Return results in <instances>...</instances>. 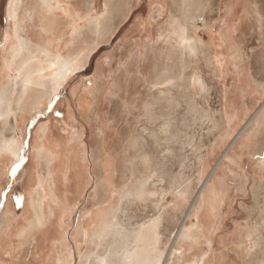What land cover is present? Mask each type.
I'll return each instance as SVG.
<instances>
[{
    "label": "rangeland",
    "instance_id": "374dc122",
    "mask_svg": "<svg viewBox=\"0 0 264 264\" xmlns=\"http://www.w3.org/2000/svg\"><path fill=\"white\" fill-rule=\"evenodd\" d=\"M73 1L78 6L77 11L80 13L81 18L88 17L86 7L90 1H92L94 8V11L92 10L89 13L91 17L102 18L107 9L113 10L115 18L109 29V36L94 46L88 45V42H86L87 45L84 44L85 38L82 39L80 49L84 59L86 58V62L81 69L77 70L61 86L60 91L47 104H34L33 116L24 123L23 131L18 132L20 140L22 139L23 141V154L26 153V155L16 171L0 181V214L5 207V200L6 205L10 193L13 191V213L17 219L23 215L26 200L24 184L30 185L32 183L29 182L32 173L30 164L31 149L36 144H39V140L43 139L46 144L53 141L55 144L60 143L61 149L60 163L57 169L56 184L58 188L56 197L58 200L63 201L67 207V212L62 215L60 221L63 224V217L67 215L65 226L69 233L77 228L90 233V228L98 225L97 212L109 204H112L111 207L115 208L117 206L116 203L120 201L121 207L119 214H117V220L123 228L122 232L132 231L137 225L143 224L144 221L156 217L158 213L163 211V227L161 226L160 228L161 247L167 253L172 248L176 232L194 223L192 205L202 190L204 180L210 174L215 178L216 174L213 171L215 170L216 161L218 160V166L221 165L218 162L223 161V157L233 141L229 142V145L228 143L224 145V141L231 138V133L224 131L225 126L223 115L221 114L224 102L222 91L224 88H231L232 86V79L230 78H233V74L231 77L233 64H231L232 62L229 63V77L226 76L223 80L220 76L227 73L226 69L224 73H220L216 68V65L218 66L222 63V60L217 58L215 61L211 60L215 66H210L208 61L207 63H201L199 71L201 72L205 90L200 94L192 84L194 72L189 67L188 59L183 61V67L178 65V60H175L173 64L177 67L173 72L170 69L171 74L167 76L174 84L173 89L169 90L171 95L168 96V91L164 90V87L159 88L160 90L153 89L149 91L147 88L149 85L146 84V81L153 78L154 71L165 67L169 60L170 65L173 66L172 59H165V56L170 53L173 45L177 42L175 40L173 41L175 43L169 42L167 40L168 35H166L167 31H163L161 32L163 38L160 40L163 41V49H165L163 52L156 50L161 48L159 47L161 41L157 43V37L155 40L150 38H154L158 31L166 26L167 22H164L162 17L156 18L155 10L159 5L165 6L167 12H171L172 16L175 15L176 18H179L178 20L182 23L183 26H181L187 34H193V29L190 28V17H198L197 13L199 18L207 25H211V23L214 25L215 23L210 31L203 28L196 30L197 42L203 46V59L216 57L219 49H221L222 54L229 58L231 53H249L254 50L255 39L250 33L253 32L254 23L258 24L256 15L264 22V0H240L241 8L244 7L248 10L250 9L248 7L253 5L257 6L260 12L256 9L254 10L256 7H252L249 10V15L241 13L240 16L242 18H235L232 14L233 12L226 14L228 19L226 18L225 23L228 24L229 22L232 25L233 21L237 23L239 20L240 29L234 32H240L241 35L245 36L244 46L242 49L235 50L237 52H234L229 47L232 44H226L228 51L225 50L226 48H221V45L219 46V43L213 37L215 35L218 40V33L221 27L220 30H217L216 26L218 22L222 23L224 19L223 8L229 5L231 0H135V2L128 1L129 5L126 4L125 8L116 4L117 0H112V2H108V0ZM7 4L8 0H0V42H3L7 25L5 16ZM178 6L183 7L186 13H178ZM237 7L239 5L236 6V0H232L227 10L232 11ZM252 11L253 13H251ZM200 22L198 21V23ZM225 32H227L226 27L222 31L223 38ZM258 32L262 31L257 29ZM188 36L191 37L189 34ZM210 37H212L211 42H208ZM89 38L90 36L86 40H89ZM147 40L150 41L149 44ZM224 43L226 42L224 41ZM127 44H130L132 48L131 55L128 58L132 54L134 55V46L136 48L137 53L134 59L140 57L138 67L142 71L140 77H142L144 82H134L136 84L128 88L126 91L128 93L124 92L123 88H120L122 79H125L122 62L123 59L124 61L127 60V57L122 58V53L123 49H126ZM168 46L169 49H166ZM144 49L145 53L143 52ZM176 52L177 56H174V58L180 59V55H183L182 52L180 50ZM151 56H153V60H150ZM135 66H137V63ZM132 69H134V72H129L130 77L138 73L135 67ZM97 75L102 77L97 81L99 85L95 82ZM256 75L251 79L256 78ZM99 80H104L105 84L102 85ZM240 81L242 82V80ZM249 81L246 79L247 83L244 87L245 91L248 92L243 97L245 103L248 105L254 103L258 107L263 106L264 95L259 100L258 97L260 95L249 93L254 89L255 85ZM121 93L124 95L123 98H119ZM224 93V103L227 104L229 99L234 102L235 96L232 91L227 92L224 90ZM82 103L86 104L83 106H87L91 110L90 116H86L87 110L82 108ZM145 105L152 108V113L158 118L154 122L155 124L146 123L145 118L142 117ZM68 110L71 112L70 120L65 115V111ZM43 123L48 124L49 127L48 134L44 138L38 130V127ZM127 123L131 125V128H126ZM1 125L3 127L0 132L4 137H6L4 135L6 131L15 135L17 130L14 131L11 127L12 125ZM138 126L146 128L147 131L155 132L157 145L154 144L152 139L148 138L145 142L144 150L128 151L126 150L127 138L133 130L137 131ZM75 132L79 135L78 143L82 144L86 152L87 162L83 166L81 162H74L76 165L80 163L78 166H74V163L72 165L68 161V155L71 152L69 147L73 145L71 140ZM230 132L232 131L230 130ZM224 136H228V138L226 139ZM14 137L17 138V135ZM217 137L218 139L215 140ZM216 142L217 146L214 150H211L212 144ZM210 151H212L211 156L214 155L208 168L211 173H206L207 164L204 175L200 177L198 173V158L204 155L207 156ZM135 152H138L137 155H135ZM141 152H145L144 154L150 156L153 163L152 168L155 171L152 178L153 181L147 186L149 196L143 202H139L135 198L123 200L120 193L122 194L129 188L134 187L136 185L135 181L141 176L147 175L148 171L143 170L139 166L136 168L138 171L134 173L132 169H129V172L122 171V174L120 171L115 172L114 157L120 156L132 159V157H137ZM105 160L107 162L106 172L103 167ZM240 166L242 170L247 172V178H236L237 175L235 173L232 172L233 175H231L230 172L225 171L222 172L223 178L220 179L219 183L224 189V182H228L225 185L231 190L232 199L226 204L229 206L224 208V212L219 211L216 213L219 219L217 220L219 230L217 231L218 238L214 250L221 249L219 255L222 254L221 256H223L217 255L215 257L217 264H234L232 259L237 257L239 252L241 258L238 256V259H242L241 250L238 248L239 244H242L241 242L245 240L242 234L247 231L252 234L255 229H257V233L253 234L252 237L258 242V246L253 254L250 255V260L261 264L260 262L264 257V189L261 190V186L257 184L254 187L251 180H249L250 176L253 177L254 175L250 173L248 165L242 166L241 163ZM104 178H109L110 185L107 193L104 192L103 194L99 184ZM176 183L186 186L187 197L185 196L186 200L184 202L180 201L172 192V187ZM15 197L16 205L14 204ZM17 199H19L18 204ZM233 237L234 239H231ZM209 239H211V235ZM211 240L209 241L211 242ZM203 241L208 249L212 246V243L208 241V237ZM12 245L13 242L8 241L7 245L0 246V251L3 250L2 252H4L6 247L9 249V246L11 247ZM17 251L21 256H29L30 252L28 249L26 255L25 247ZM222 252H226L225 255ZM248 258L249 256L244 257L246 260ZM243 263L246 264L245 260Z\"/></svg>",
    "mask_w": 264,
    "mask_h": 264
},
{
    "label": "bare ground",
    "instance_id": "6f19581e",
    "mask_svg": "<svg viewBox=\"0 0 264 264\" xmlns=\"http://www.w3.org/2000/svg\"><path fill=\"white\" fill-rule=\"evenodd\" d=\"M128 1L134 2V0H117L116 4L125 8ZM108 2H112V0H108ZM77 8L78 6L73 0H8L5 15L7 25L4 39L0 46V63L2 64L0 66V122L6 123L12 119L13 124L11 127L14 131L17 130V127L20 128L25 116L31 113L34 104H47L60 91L61 86L77 70L81 69L82 65L86 62V58L84 59V55H82L80 49L81 40L85 38L84 44L87 45L86 42H88V45L94 46L109 36V29L115 18L113 10L107 9L102 18L91 17L89 13L94 8L92 1H90L86 7L88 17L81 18ZM243 9L246 10L244 7ZM156 12L159 16L161 10L157 9ZM247 14L249 15V13ZM197 16H192V22L197 28H201L202 26L204 29H207L206 23L199 18L198 13ZM240 17L242 18V16ZM256 19L258 20V26L261 27L262 19H259L258 15H256ZM198 21L201 22L198 23ZM232 29V27L230 29V26L226 24L227 32H225L224 36L226 44H235L233 37L234 29ZM166 35H168L167 40L169 42H173L174 40L177 42L176 46L173 45V49L165 56V59H172L171 54L174 55L176 51L180 50L183 55H180V59L175 60H178V65L183 67V61L188 59L187 61L190 63L189 67L194 72H192V84L196 87L197 92L201 94L205 90V86L199 67L201 63H207V60L203 59V46L197 42L196 30L189 37L181 24H177V22L172 20ZM88 36L90 38L86 40ZM161 38H163V34L160 32L157 35L156 42L159 43ZM149 42L147 40L148 44ZM166 49H169V46ZM139 58H137L138 61L136 59L135 61H127L128 58L124 61L123 59L122 67L125 79H122L120 88H123L124 92L128 90L131 84L134 85L135 81L139 82L137 78L139 79L142 72L138 67L140 64ZM136 63L137 66H135ZM209 65L215 66L213 62H210ZM225 65V63L216 65L218 72L224 73ZM134 67L138 70V73L130 77L129 70ZM176 67L174 64L173 66L170 65L169 60L165 67L154 71L153 78L146 81V84L149 85L147 87L148 90H160L164 87V90H167L169 94V90L173 89L174 84L167 76ZM120 72L122 73V71ZM98 75L95 78L96 84L98 83V79L102 78ZM100 82H102V85L105 84L104 80ZM160 93L162 92L160 91ZM123 97L122 93L119 94V98ZM234 98L238 99L239 95H235ZM83 105L86 104L82 103V108L87 110V112L85 111L86 116H90L91 110ZM151 110L152 108L145 105L142 112V117L145 118V122L148 124L154 123L158 119ZM65 115L66 118L71 119V112L69 110L65 111ZM222 115L224 121L229 124L226 126H230L234 122V127L229 129L234 132L238 125H235L237 115H235L233 100L229 99ZM130 126L127 123L126 128H131ZM38 130L43 138L46 137L49 131L48 124H41ZM148 138L152 139L154 144L157 145L156 133L138 126L137 131L133 130L127 138L126 150H144V145ZM224 138L227 139L228 136H224ZM71 141H73V145L69 147L71 148V152L68 155V161L72 165L74 162H81L83 166L87 162L86 152L82 144L78 143L79 135L76 132L73 134ZM234 142L235 138L228 150L232 149ZM59 144H55L53 141L46 144L42 139L39 140V144H36L31 149L30 164L32 173L29 182L32 183L30 185L24 184L26 200L23 215L17 219L13 213V191L10 193L7 204L0 214V246L7 245V242L10 240L13 241V246L8 251L4 253H1L2 250L0 251V264H22V261L15 255L16 249L22 246H31L34 264H74V254L71 255L68 251L65 230L60 221L62 215L67 212V207L63 201L58 200L56 197L58 188L56 184L57 169L61 156ZM216 146L217 142L212 144L211 150H214ZM21 149L22 142L19 141L18 137L15 138L13 135L6 138L0 132V181L4 180L8 175L9 166L20 159ZM228 150L223 157V160L225 159L223 162L227 163L222 166L223 168L234 164L235 161H233L232 155L227 156ZM135 153L137 155L138 152ZM144 153L141 152L137 157H132V159L120 156L114 157L115 172L120 171L122 174L124 171L129 172L132 169L134 173L138 171L136 168L139 166L143 170L148 171L147 175L141 176L135 181L136 185L134 187L129 188L122 194L120 193L123 200L135 198V200L143 202L149 196L147 186L153 181L152 178L155 171L152 168L153 163L150 156ZM197 162L198 173L202 177L208 164V158L206 155L200 156ZM220 163L222 162L219 161L218 164ZM106 166L107 162L105 160L104 170ZM231 170L229 172L233 175ZM109 185V178H104L100 181L99 187L103 190V194L104 192L107 193ZM172 192L180 201L184 202L186 200V186L176 183L172 187ZM230 193V189H223L222 185H217L216 178L210 174L204 180L202 190L192 205L194 223L176 232L172 248L167 253L161 247L160 228L164 220L163 211L158 213L156 217L144 221L141 225H137L132 231L122 232L123 228L117 220V214H119L121 207L120 201L116 203L117 206L115 205V208L111 207L112 204L106 205L97 212L99 218L97 220L98 225L90 228L92 230L90 235L83 237L86 249L85 253L79 256L77 264H202L201 260L199 262L195 260L194 257L196 256H192L191 252L195 250L194 247L202 244L201 240L207 237L208 241L212 239L211 242L209 241L212 243V246L204 254V257H206V263L204 264H217L215 257L219 255L221 249L217 252L218 254H215L214 248L216 247L217 231L219 230L217 221L219 219L216 213L219 211L224 212V208L229 206L226 204L232 199V194ZM256 230L252 234H250V231L242 234L245 240L238 247L242 255V259L240 260L249 256L248 260L244 259L246 264H259L250 260V255L253 254L258 246V242L252 237L253 234L257 233ZM48 233L53 234V238L48 237ZM210 235L211 239H209ZM239 236L241 235L239 234ZM231 239H234V237ZM225 253L223 254L225 255ZM239 253H237L238 256ZM221 255L219 256L223 257ZM244 260L242 264H244ZM232 261L234 263V257ZM260 263L264 264V257Z\"/></svg>",
    "mask_w": 264,
    "mask_h": 264
},
{
    "label": "crops",
    "instance_id": "0c3cea01",
    "mask_svg": "<svg viewBox=\"0 0 264 264\" xmlns=\"http://www.w3.org/2000/svg\"><path fill=\"white\" fill-rule=\"evenodd\" d=\"M134 2H135V0H134ZM231 3H232V0L230 1L229 5L225 6V8H223L224 19H223L222 23L221 24H220V22L217 23V26H216L217 28L216 29L220 30V27H221V30L218 33V40L215 37V35H213V37L216 39L217 43H219V46L221 45V48H226L225 50H227V51H228V46H226V43H224L225 38L222 37V31H224L225 27H226L225 20H226V18L228 19L226 14H230V13L233 12L232 14L236 18V17H240L241 13H249V10L252 7H256V8H254V10L256 9L257 11H259L258 7L257 6H253V5L248 7V8H250L249 10H244L243 8H241L242 5L240 3V0H236V6L239 5V7L234 8L232 11L227 10V8H229ZM158 8L161 10V13H160L159 16L157 15V12H156ZM178 8H179L178 9V11H179L178 13H181V14H183V13L185 14L186 13L185 9L183 10V7L181 8V7L178 6ZM251 13H253V11ZM166 15H168V16H166ZM155 16H156V18L157 17L158 18L162 17V19H164V22H167V23H166V26L162 30L158 31V33L156 34V36L154 38H150V39H154L155 40L157 35L160 32H163V31L166 32L167 29L170 27V24L172 23V20L177 22V24H181L182 25V23L178 20L179 18L178 17L176 18L175 15L172 16L171 12H167V10L165 9V6H163V5L157 6V8L155 10ZM206 19H207V17H206ZM207 21L209 22L208 19H207ZM191 24H192V26H190L191 29H193V26H194L193 31L198 29L197 26L192 22V17H190V25ZM230 24L231 23L228 22V25L230 27H232L234 29V31H236L237 29H240V23L239 22L236 23V21H233V24L232 25H230ZM214 25H215V23H214ZM214 25H212V23H211V25H207L208 29H206V30L210 31V29ZM195 26H196V28H195ZM201 28H203V27L201 26ZM185 29H186V27H185ZM252 29H253V32L250 33V34L253 37V39H255V42H254L255 43V48H254L253 51H250L249 53L248 52L247 53L246 52H244V53H231L230 57L227 58V56L225 54L221 53L222 52L221 49H219L218 55H216V57H214V58H209L208 57L206 59L208 62H212V61H215V60L218 59V60H222L221 62L226 64L225 65V69H226L227 73L223 74L222 76H220L221 79L223 78V80H224V78L226 76L229 77V73H228L229 72V68H228L229 67V63H231V62H232L231 64L237 63L235 65L234 64L232 65L233 69L231 71V77H232V74H233V78H230V79H232V86H231V88H224L222 93H223V97H224V102H225L224 90L227 91V92H231L232 91L234 96L235 95H239L238 99L234 98L235 99L234 100L235 115H237V121H235L236 122L235 125H238V126H236V129H235V131L233 133L230 132L229 129H232L234 127V124H233L234 122L231 123L230 126H226V125H229V124H227V122L224 121V117L222 116L223 117V121H224V126H225L224 127V129H225L224 131L226 133H231V138L228 139L227 141H224V145L226 143H228V145H229V142H231L235 138V142H234V146L235 147L233 146L234 148L232 147V149L229 150L228 153H227V156H230V155L233 156V161L235 160L234 164L227 165L226 167L223 168L221 166H223L224 164H227V163L223 162V161H225V159L222 161L221 165H219V166L217 165V161H218L217 160L216 164H215V167H214L215 170L213 172H214V174H216L215 178H216V183L218 185L220 183V179L223 178L222 172H225L226 170H227V172H229L232 169L231 171L233 173H235V175H237L236 178H240V177L247 178V176H246L247 172L245 170H242L240 165H241V163H242V166L243 165L244 166L248 165L249 168H250V173L254 175L253 177L250 176L249 180H251V182L253 183L254 187H256V184H257V185L261 186V190H263L264 189V159H262L261 157L264 156V105L261 106V107L260 106L258 107V105L256 106L254 103H251V105H248V104L245 103L243 97L245 96L246 93H248L244 89V87L246 86V83H247L246 79L250 80L249 82H251V84L252 83L255 84L254 85V89L252 91H250L249 93L260 95L258 97L259 100L262 97V95H264V48H263V46H264V22H262L261 27H259L258 24L255 22L254 23V27ZM257 29L259 31H262V33L261 32L257 33ZM188 34L190 36L192 35L190 33H188ZM233 37H234V40H235L234 41L235 44L229 45V47L231 49H233L234 52H237L235 50H237L239 48L242 49V47L244 46L245 36L241 35L240 32L239 33L233 32ZM211 38L212 37H210L208 39V42H211ZM1 42H0V44H1ZM126 43H128V42H126ZM163 46H164V43H163V41H161L159 43V47H161V48H157L156 50L159 51V52H163V50L165 49V48L163 49ZM236 46H237V48H236ZM131 52H132L131 45L127 44L126 49H123V53H122L123 57L122 58H125V57L128 58V56L131 55ZM143 52L145 53V49L143 50ZM133 53H134V55L132 54V56L130 58H128L127 61H135L134 58H135V55L137 53L135 46H134V52ZM174 56H177V52L174 55L171 54L172 63H173V61L175 63ZM176 59H177V57H176ZM150 60H153V56H151ZM136 61H138V60L136 59ZM141 61H142V59H141ZM241 63H243V64L241 65ZM247 65H248V67H247ZM239 66H240V68H239ZM129 71L130 72L131 71L134 72V69H130ZM248 72H249V74H248ZM255 75H256V78L251 79ZM140 78L142 80V83H144L142 77H139V79L137 78V81L141 82ZM240 80H242V82ZM131 85H130V87H132ZM224 102H223V107L221 109V114H222V110L226 108V103H224ZM33 114H34V111H33V108H32L31 113L29 115L25 116V119H24L22 125H20V128L17 127V131L15 132V135H17L19 141L22 142L21 156L23 155V149L24 148H23V141H22V139L20 140L18 132L23 130L21 128L24 126V123L26 121H28V118H31L33 116ZM1 124H3V125H12L13 124L12 123V119L8 120L6 123L0 122V129H2V127H3ZM4 135L7 138H9V137H11L13 135V133L6 131ZM237 136H238V138H236ZM217 139H218V137L215 140H217ZM247 148H249V149H247ZM224 153H225V151H224ZM224 153H223V155H224ZM223 155H222V157H223ZM21 156H20V159L18 161H15L11 165V167H10V169L8 171V175H11L12 173H14L16 171V169H17L16 165L20 164V162L22 161L21 160ZM207 158H208V166H207V172L206 173L209 174V173H211L210 170L208 171V168L210 166L209 163L212 162V160L214 158V155L211 156V153H210V154L207 155ZM237 163L238 164L240 163V164L238 165ZM14 168H15V171H13ZM233 170H235V171H233ZM225 183H228V182H224V188L228 189V187H227V185H225ZM5 203H6V200H5ZM5 203H4V206H5ZM14 204L16 205V197H15ZM66 216L63 217V225H62L64 230H65L64 232H65V237H66V241H67L66 245H67V248H68V251L70 252V254L71 255L74 254L73 255L74 264H77L78 260H79V256L81 254H83V252L86 249V246L83 243V237H86V236L90 235L92 230L90 229L89 230L90 233H86L82 229L77 228L75 230L73 229L69 233L67 231V229H66V226H65L66 225V221H65L66 220L65 219ZM52 232H55V231H52ZM48 235H49L48 237H50V238H53V236H54L51 233H48ZM10 241L13 242L12 240H10ZM201 242H202L201 246L194 247L195 250H192L191 255L192 256H196V257H194L196 261L199 262L201 260V263L204 264V263H206V261H205L206 257H204V254L208 251V247H206V245L204 244L203 240H201ZM24 247L26 248V251H25L26 255H27L28 249L30 250L29 256H21V255H19V252L17 250L18 249H23ZM24 247L22 246L20 248H17L16 251H15V255L22 261V264H34L33 257H32V254H31L32 253L31 246H24ZM9 248H10V246H9ZM2 251H1V253H4V252L8 251V248L6 247L4 252H2ZM215 252H216L215 254H218L217 252H219V249L215 250ZM191 259H192V257H191ZM225 259H226V257H225ZM239 261H241V262H239ZM239 263L242 264V260H239L238 258L234 257V264H239ZM35 264H37V263H35Z\"/></svg>",
    "mask_w": 264,
    "mask_h": 264
},
{
    "label": "snow or ice",
    "instance_id": "6c2138e0",
    "mask_svg": "<svg viewBox=\"0 0 264 264\" xmlns=\"http://www.w3.org/2000/svg\"><path fill=\"white\" fill-rule=\"evenodd\" d=\"M26 155V153L25 154H23L22 156H21V160H23L24 159V156ZM262 159H264V156H262L261 157ZM20 165L18 164V165H16V167H19ZM13 171H15V168L13 169ZM19 203V199H17V204Z\"/></svg>",
    "mask_w": 264,
    "mask_h": 264
}]
</instances>
